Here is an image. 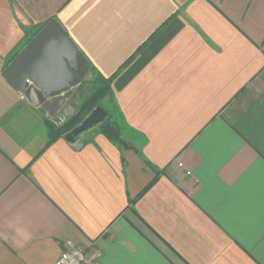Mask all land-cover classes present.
<instances>
[{
  "label": "crops",
  "instance_id": "1",
  "mask_svg": "<svg viewBox=\"0 0 264 264\" xmlns=\"http://www.w3.org/2000/svg\"><path fill=\"white\" fill-rule=\"evenodd\" d=\"M52 20L113 79L129 149L96 127L48 145L3 77ZM67 241L91 264H264V0H0V264Z\"/></svg>",
  "mask_w": 264,
  "mask_h": 264
},
{
  "label": "water",
  "instance_id": "2",
  "mask_svg": "<svg viewBox=\"0 0 264 264\" xmlns=\"http://www.w3.org/2000/svg\"><path fill=\"white\" fill-rule=\"evenodd\" d=\"M81 59L69 34L52 20L12 60L3 77L34 106L45 109L54 125L61 126L69 118L67 110L73 108L75 113L79 104L77 92L86 76ZM108 118L109 112L98 106L65 140L76 150L82 149L78 138Z\"/></svg>",
  "mask_w": 264,
  "mask_h": 264
},
{
  "label": "trees",
  "instance_id": "3",
  "mask_svg": "<svg viewBox=\"0 0 264 264\" xmlns=\"http://www.w3.org/2000/svg\"><path fill=\"white\" fill-rule=\"evenodd\" d=\"M49 23V22H48ZM47 23V24H48ZM83 71L87 74V72H91L93 74V82L92 88L88 90V94L84 98H78V106L76 108L75 113L67 118V120L61 125L56 126L53 123L47 122V129H48V145L54 143L59 138L67 135L76 127H78L83 120L90 115V113L97 108L98 106L103 107L106 111V107L103 105V101L110 99L112 104H114V98L112 94V78H105L102 75L98 74L94 70H89L84 68ZM87 85L86 81H84L80 89ZM77 92V93H78ZM79 94V93H78ZM109 112V111H108ZM96 130L104 135L111 143H113L121 152L130 148L122 136L118 125L114 122H111V117L109 114V118L106 122H104L101 126L97 127ZM124 162V161H123ZM159 175L139 194L137 197H142L147 191H149L155 183L158 181Z\"/></svg>",
  "mask_w": 264,
  "mask_h": 264
},
{
  "label": "built area",
  "instance_id": "4",
  "mask_svg": "<svg viewBox=\"0 0 264 264\" xmlns=\"http://www.w3.org/2000/svg\"><path fill=\"white\" fill-rule=\"evenodd\" d=\"M64 248L61 256L54 264H91L102 256V253L99 250H96L89 256L73 241L65 242Z\"/></svg>",
  "mask_w": 264,
  "mask_h": 264
},
{
  "label": "rangeland",
  "instance_id": "5",
  "mask_svg": "<svg viewBox=\"0 0 264 264\" xmlns=\"http://www.w3.org/2000/svg\"><path fill=\"white\" fill-rule=\"evenodd\" d=\"M93 80H94L93 74L91 72H87V74L85 76V80H84V81H86L87 85L84 86V94H83L82 98H84L88 94V90H90V88H92ZM103 105L109 111V114L111 117V122H114L116 125H118L120 132H121V136L123 138V134H122L123 131L121 130V127H120L119 122L117 120L116 114L114 112V107H113L112 101L110 99H107V100L103 101ZM127 144L129 146L134 144L133 137L131 135H129L128 132H127Z\"/></svg>",
  "mask_w": 264,
  "mask_h": 264
},
{
  "label": "flooded vegetation",
  "instance_id": "6",
  "mask_svg": "<svg viewBox=\"0 0 264 264\" xmlns=\"http://www.w3.org/2000/svg\"><path fill=\"white\" fill-rule=\"evenodd\" d=\"M84 80H85V78L83 79L82 83L84 82ZM78 93H79L78 96H79L80 98H82V96H83V94H84V89L81 88V89H80V92H78Z\"/></svg>",
  "mask_w": 264,
  "mask_h": 264
}]
</instances>
